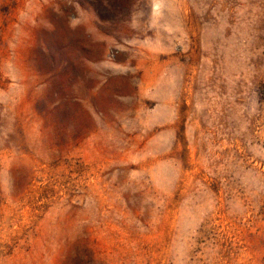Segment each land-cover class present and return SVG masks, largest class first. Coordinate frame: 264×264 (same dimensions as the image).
Listing matches in <instances>:
<instances>
[{"label": "rangeland", "instance_id": "obj_1", "mask_svg": "<svg viewBox=\"0 0 264 264\" xmlns=\"http://www.w3.org/2000/svg\"><path fill=\"white\" fill-rule=\"evenodd\" d=\"M0 264H264V0H0Z\"/></svg>", "mask_w": 264, "mask_h": 264}]
</instances>
